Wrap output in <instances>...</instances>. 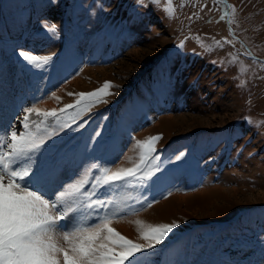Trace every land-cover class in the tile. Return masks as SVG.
<instances>
[{"label":"rangeland","instance_id":"obj_1","mask_svg":"<svg viewBox=\"0 0 264 264\" xmlns=\"http://www.w3.org/2000/svg\"><path fill=\"white\" fill-rule=\"evenodd\" d=\"M228 1L237 36L220 19L221 0H172V17L168 0H0V129L23 130L21 106L59 110L78 93L115 85L83 127L48 141L49 196L89 170L97 175L96 164L135 167L136 141L162 135L165 179L110 194L131 206L121 220L134 217L132 233L120 220L112 227L137 243H147L137 219L179 222L150 264H264V0ZM42 21L56 22V34ZM20 50L53 60L30 70ZM55 91L56 107L38 106Z\"/></svg>","mask_w":264,"mask_h":264},{"label":"snow or ice","instance_id":"obj_2","mask_svg":"<svg viewBox=\"0 0 264 264\" xmlns=\"http://www.w3.org/2000/svg\"><path fill=\"white\" fill-rule=\"evenodd\" d=\"M152 2L159 4L160 0ZM171 2L168 0L166 9L169 17L174 15ZM229 15L226 6L220 19ZM42 26L53 35L58 30L49 23ZM216 45L223 46L219 41ZM201 46L213 49L211 45ZM18 56L30 70L44 71L53 60L51 55L25 50H20ZM113 87L111 81H106L98 89L76 94L79 98L75 103L59 110L41 112L35 106H21L23 130L18 132L14 126L0 129V264H150L151 257L158 253L157 246L179 227V222L152 224L137 219V231L146 244L128 239L112 227L114 221L126 218L131 206H126L123 199L112 198L111 193L129 187L146 189L149 182L165 179L156 147L162 135L136 141L140 162L135 167L113 171L96 164L93 167L97 175L89 170L83 178L63 184L48 195V141L73 125L83 127L84 117L93 107L107 102L105 98L113 95ZM34 113L43 119L31 120ZM248 121L253 123L251 118ZM185 155L180 152L174 159L183 161ZM146 207H151V202ZM132 212L138 214L134 208ZM261 240L264 242V237Z\"/></svg>","mask_w":264,"mask_h":264},{"label":"bare ground","instance_id":"obj_3","mask_svg":"<svg viewBox=\"0 0 264 264\" xmlns=\"http://www.w3.org/2000/svg\"><path fill=\"white\" fill-rule=\"evenodd\" d=\"M57 10L58 11H60L61 10V7H60V5H58L57 6ZM55 11V10H54ZM97 69V68H96ZM79 78H77L76 80H78ZM75 80V81H76ZM63 87V86H62ZM61 87V88H62ZM60 91V90H59ZM58 91H55L54 93H52L51 94V97L50 98H48V99H46V100H44L43 102H41V103H39V105L38 106H46L47 108H54V107H56L57 106V101L54 99V95L57 93ZM6 118V117H5ZM132 147V146H131ZM131 151H134V150H130L129 152H128V154L126 155V157L130 154V153H132ZM125 159V158H124ZM81 177V176H80ZM77 178V177H76ZM183 194H181L180 196H182ZM165 201H167V200H165ZM164 202V201H163ZM134 217H131V218H129V219H126V220H120L119 222H120V224H122V225H124V226H126V224H127V222L129 221V220H131V219H133ZM128 226H126V228L125 229H127V232H129V233H132V231H134V229H131L132 228V226H130L129 227V224H127ZM136 227V226H135ZM137 228V227H136ZM139 233V232H138Z\"/></svg>","mask_w":264,"mask_h":264},{"label":"water","instance_id":"obj_4","mask_svg":"<svg viewBox=\"0 0 264 264\" xmlns=\"http://www.w3.org/2000/svg\"><path fill=\"white\" fill-rule=\"evenodd\" d=\"M226 4H227V8H228V12L230 13V10H229V1L228 0H223ZM227 21H228V23H229V21H230V15L227 17ZM229 27H230V31H231V33H232V35H234V36H237L236 34H235V31H234V28L232 27V25L229 23ZM246 48L248 49V51H250L251 53H252V50L250 49V47L248 46V45H246ZM255 57L257 58V59H261L262 60V58H260L259 56H257V55H255Z\"/></svg>","mask_w":264,"mask_h":264},{"label":"clouds","instance_id":"obj_5","mask_svg":"<svg viewBox=\"0 0 264 264\" xmlns=\"http://www.w3.org/2000/svg\"><path fill=\"white\" fill-rule=\"evenodd\" d=\"M58 3H59V0H53V4L54 5L58 4ZM42 23H51V25H54L56 28L59 27V25L56 22H54V21H52V22H50V21H42Z\"/></svg>","mask_w":264,"mask_h":264}]
</instances>
